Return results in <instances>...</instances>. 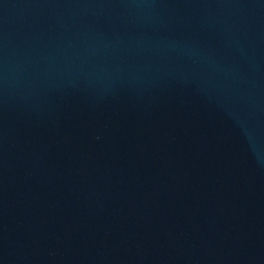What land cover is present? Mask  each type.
I'll list each match as a JSON object with an SVG mask.
<instances>
[{
	"label": "water",
	"instance_id": "water-1",
	"mask_svg": "<svg viewBox=\"0 0 264 264\" xmlns=\"http://www.w3.org/2000/svg\"><path fill=\"white\" fill-rule=\"evenodd\" d=\"M0 264H264V0H0Z\"/></svg>",
	"mask_w": 264,
	"mask_h": 264
}]
</instances>
